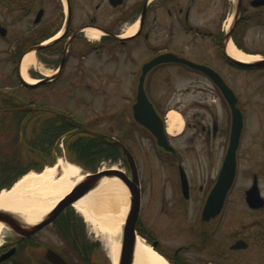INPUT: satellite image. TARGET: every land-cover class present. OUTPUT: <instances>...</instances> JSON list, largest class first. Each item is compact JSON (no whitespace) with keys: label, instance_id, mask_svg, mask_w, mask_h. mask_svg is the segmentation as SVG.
I'll return each instance as SVG.
<instances>
[{"label":"flooded vegetation","instance_id":"flooded-vegetation-1","mask_svg":"<svg viewBox=\"0 0 264 264\" xmlns=\"http://www.w3.org/2000/svg\"><path fill=\"white\" fill-rule=\"evenodd\" d=\"M259 1L0 0V61L9 64L5 75L16 76L22 88L31 87L21 79V63L26 53L35 48V64H30L26 70L30 77L37 78L34 86L52 85L62 75L71 74L73 79L69 84L104 95L99 114L93 112L87 116L76 111L77 106L91 110V100L88 101L82 94L81 97L76 96V105L73 104L76 107L72 108L51 102L32 104L25 100L22 101L24 104L16 106L35 108L18 112L26 130L19 142H32L34 148L24 146L25 155L27 151L33 161L31 157L27 163L19 159V163L14 164V172L22 171L27 166L38 168L51 162L62 154L57 148L62 142L64 158L78 165L84 176L100 170H114L121 174L125 185L129 184L136 193L134 200L139 207L136 233L154 245L155 250L172 264H264V195L259 186L264 167L252 163L249 168L250 183L243 189L244 199L239 200L247 214L239 213L238 209H233L235 213L227 214L228 203L232 201L225 198L217 214L203 216L207 196L217 180L229 148L231 114L229 118L220 120L213 112L207 118L205 114L198 118L199 113H192L187 116L181 132L170 134L166 123V110L169 109L160 108L152 97L160 90L163 79L203 77L211 82L210 88L199 86L194 90L202 93L218 91L221 101L223 96L217 85L206 73L187 65V60L212 68L223 79L221 71L214 64L218 59L226 67L239 70V65L230 59L225 50L226 43L230 39L233 41L239 20L232 29L229 26L230 29L224 30V16L232 14L240 18H258L264 15V2L257 3ZM195 14L213 16L206 22L198 20ZM258 21L264 23V18L259 17ZM134 24H137V30L128 36L127 31ZM92 30L96 31L97 37ZM156 59L155 63L150 64ZM121 76L128 78L125 92L130 96H122L119 109L118 106L110 108L107 89H96L88 80L106 77L118 79ZM140 82L161 120L166 147L159 144L149 127L134 118L133 107ZM166 84V87H162L165 93L172 87ZM184 89L187 92L189 88ZM6 94L2 93L4 98L11 99L10 94ZM194 105L206 106L199 101H195ZM13 108L15 106L0 104V112H7V115H13ZM111 109L120 111L122 116L121 131L117 136L101 128L104 125L108 128L112 126V123L106 122V119H110ZM59 113L66 117H60ZM12 121L0 115L1 125ZM31 126H35L33 133ZM245 129L244 120L235 152L233 184L245 147ZM88 130L99 132L101 136ZM155 130L160 132L159 129ZM4 132L8 134L11 131ZM4 132L2 137L6 136ZM7 153L8 157L13 154L12 150ZM214 158L220 160L214 176L199 175L200 170L206 169L207 161ZM7 182L5 174L0 176L1 185ZM254 184L262 199L258 206H250L245 199V191ZM147 193L150 195L149 203L153 200L158 215L152 223L144 215ZM70 207V204L64 205L50 224L28 237L6 232L8 235H4L1 242L0 257L7 252L10 254L0 264H54L47 257L48 250H53L69 264H76L80 258L78 242L74 244L72 237L70 250V235L64 228ZM46 226L53 228L55 246L37 237L38 232ZM180 236L187 240L173 244L172 240ZM66 249L74 256L67 254Z\"/></svg>","mask_w":264,"mask_h":264},{"label":"rangeland","instance_id":"rangeland-1","mask_svg":"<svg viewBox=\"0 0 264 264\" xmlns=\"http://www.w3.org/2000/svg\"><path fill=\"white\" fill-rule=\"evenodd\" d=\"M196 18L201 21L209 22L212 18V14H195ZM264 18V15L258 16V18ZM240 18V17H239ZM258 18H240L237 27L234 30L235 38H239L240 40V48L239 50L258 56L259 58H263L262 55L264 54V23L258 21ZM233 21V15H225L224 16V30H227L231 22ZM229 29V28H228ZM235 45L237 42H234ZM239 46V45H238ZM215 66L221 71L224 80L233 88V90L239 95L240 103L239 107L240 110L244 113V119L246 122V129L244 131V145L241 159L239 162L238 170H237V178L235 183L228 191L226 198L231 200L232 202L228 203V212H233V209H238L239 213L247 214V210L244 207H241L239 200L244 199V190L248 184L250 183V173L249 168L252 166V163H257L260 167H264V70H250L248 68L234 70L232 68L226 67L222 60L218 59L214 62ZM9 64L3 63L0 61V95L3 90H8V93L12 95V92L15 93V98L19 99L20 101L16 100H4L0 99V104L2 106H18L21 105V101L32 102V104H39L42 102H51L56 103L68 107H76V96L81 97L83 95L85 99L88 101L91 100L92 106L90 107L91 110H86L84 106H77L76 111L81 113L82 115H88L89 113L99 114L100 111V103L104 97L103 94H93L86 89L76 88L69 84L70 80L73 79L71 74H64L58 81H56L52 85H44L40 84L37 86H31L27 88H22L19 85V80L16 76L10 75L7 76L6 71L8 70ZM113 69V68H112ZM92 77V76H91ZM122 77V76H121ZM163 85H159L161 88L159 91L154 93L152 96L154 100L160 104V108L163 110L166 109H176L178 112L181 113L183 117V128L185 127L187 116H191L193 114H197L198 118H201V114H205L206 118L210 112L216 114L217 118L222 120L223 118H229L230 112L226 108L227 104L225 100L222 98L221 101L219 99V93L217 92H200L195 91L199 86H203L206 88H210L211 82L203 77L201 78H181L175 77L173 79H163ZM96 89H107V101L110 108L118 106V104L122 103V96H130V93H126V87L128 85V78L126 76L122 78H104V79H97V78H90L88 80ZM162 81V80H160ZM168 83L171 87V90L165 93L162 90V87H166ZM185 87L189 89L187 92L185 91ZM12 91V92H11ZM71 91L73 93L71 94ZM195 91V92H194ZM11 92V93H10ZM19 93V94H18ZM6 94V95H8ZM4 98V95L1 96ZM22 97V98H18ZM12 98V97H11ZM8 99V98H7ZM213 99V100H212ZM155 101V102H156ZM180 101V103H177ZM199 101L200 103L206 104V106H195L194 102ZM223 102V103H222ZM75 104V105H73ZM129 105L128 103H125ZM225 106H224V105ZM124 105V104H123ZM72 108V107H71ZM94 109V110H92ZM116 109V108H115ZM119 109V106H118ZM168 110V111H169ZM166 110V113H168ZM124 113V110L122 111ZM5 113V114H4ZM19 113H23L19 111ZM7 112H0L1 118L4 115L7 119H13L12 122L8 124H0V174L1 175H10L11 171H15L16 166L14 165L19 163V159H23V161L30 159L31 162L33 161V157L30 156L26 151V155L24 153V146H29L34 148V144L32 142L21 143L19 142L23 139V136L26 134L25 130V123H21L20 119L22 116L21 114L12 113L13 115H7ZM110 119H106L107 123H112L110 128L106 127V125L101 126L103 129H107L111 131L112 135H119L121 131V123L120 119L122 118L121 112L116 111L114 109L110 110ZM17 121H16V120ZM101 124V123H99ZM104 124V123H103ZM102 125V124H101ZM35 126H31V133H33ZM2 130H10V133L4 132L6 136L2 137L3 132ZM21 133V135H20ZM172 134H176L175 132ZM28 135V131H27ZM12 136V138H11ZM185 136L187 137V129L185 131ZM20 139V140H19ZM37 144V143H36ZM77 146V145H76ZM79 147V146H78ZM57 148L62 151L64 146H61V142L57 145ZM82 150V148L80 147ZM12 150L13 154L8 157V151ZM219 153V152H218ZM25 155V156H24ZM60 157V155H58ZM57 157V158H58ZM56 160V158H55ZM54 160V163L56 162ZM219 161L217 158L213 160H208L206 164V169L198 173L199 175H207L210 177L214 176L215 168L218 167ZM24 163V164H26ZM51 166L52 164H47ZM46 166H44L41 170H43ZM79 167V166H78ZM6 169V170H5ZM80 169V167H79ZM9 172V173H8ZM262 194L264 195V173L262 172L261 181L259 183ZM150 195L145 197L146 205L144 208V215L148 219L149 222H153L157 218V212L154 207L153 200L149 203ZM235 205H238L235 207ZM129 206V205H128ZM124 204H121V201L117 203L113 208L104 211L99 215L97 221L93 223L86 222L84 217L78 213L73 207H70V212L66 215L75 218L81 219L84 224V240L88 242V244H93L94 242H98L99 246L94 250V264H111L110 260V251L113 249L114 246L119 245V248L122 243L123 239V227L125 218L124 213ZM245 209V210H244ZM72 212V214H71ZM122 218H124L123 224ZM64 219V217H63ZM98 220L102 221H112V220H119L114 227L110 226H103ZM68 223V221H66ZM70 223V222H69ZM68 223H64V228L67 233H69L70 237L68 238L70 242V250H71V241L72 237H74V244L79 241V233L73 232L71 227ZM53 228L51 226H46L42 231L38 232V238L43 240L45 243L52 244L55 246L56 242L53 240ZM3 240V239H2ZM187 239L183 236L175 238L172 240L173 244H178L181 242L186 241ZM60 249V248H58ZM67 250V254L71 257L74 254L71 251ZM121 250V249H120ZM65 253V251L63 250ZM66 254V253H65ZM80 257V255H78ZM75 259V258H73ZM76 264H88L87 262H83L81 257L77 259Z\"/></svg>","mask_w":264,"mask_h":264},{"label":"bare ground","instance_id":"bare-ground-1","mask_svg":"<svg viewBox=\"0 0 264 264\" xmlns=\"http://www.w3.org/2000/svg\"><path fill=\"white\" fill-rule=\"evenodd\" d=\"M137 30L134 24L127 35H133ZM95 32V30H92ZM93 35H95L93 33ZM97 37V33L96 36ZM226 53L242 62H254L259 60L258 56L239 50L232 41H228L225 47ZM30 64H35L34 52L26 53L21 63V75L28 83H35L36 79L27 74ZM167 131L179 133L183 128V117L176 109H170L166 115ZM83 178L78 166L59 158L52 166H46L43 170H33L23 174L9 188L0 190V209L19 214V220L27 225H34L55 206V204L66 196L73 186ZM121 201L124 204V217L129 210L130 193L127 186L117 177L104 176L95 188L91 189L81 198L75 200L72 207L80 213L86 222L97 221L99 215L113 208ZM103 226L114 227L119 220L102 221ZM122 218L121 224H123ZM16 234L0 222V243L7 233ZM121 246H114L110 251L111 264H118ZM131 264H170L166 258L160 255L142 237L137 235L135 239L133 257Z\"/></svg>","mask_w":264,"mask_h":264},{"label":"water","instance_id":"water-1","mask_svg":"<svg viewBox=\"0 0 264 264\" xmlns=\"http://www.w3.org/2000/svg\"><path fill=\"white\" fill-rule=\"evenodd\" d=\"M264 0H260L257 3H262ZM237 21V15L234 16L233 25ZM229 37V34H228ZM233 61L238 62L242 65H248V66H262L264 65V60L262 61H255V62H242L239 60H236L232 57H230ZM158 59L152 61L150 64L155 63ZM187 65L199 69L203 72H206L213 80L214 82L219 86L221 89L224 97L228 101L230 108H231V115H232V131H231V138L229 143V148L227 151V154L224 158L222 167L219 171L217 180L210 190L207 201L204 206L203 210V216H210L217 214L226 198L227 192L230 189L236 172V156L235 152L237 149L239 137L241 134V128H242V114L241 111L235 106L236 104V97L234 96L232 90L224 83L222 78L213 71L211 68L200 65L197 63H193L191 61L187 60ZM141 81V80H140ZM28 107H23L19 109H15L13 111H22L27 110ZM33 109V108H32ZM134 110V117L137 121L144 124L145 126L149 127L153 133L157 136L158 142L160 145H163L166 147V141H165V135L161 128V120L157 116L155 110L153 109L151 103L148 101L144 91L142 90V84L139 83V91L137 94V99L133 107ZM59 116H62L59 114ZM159 129V131L155 130ZM88 132H91L94 135L101 136V133L96 131L88 130ZM118 145L121 146L120 143ZM124 148V147H123ZM126 151V149L124 148ZM127 152V151H126ZM129 161L132 163V159L129 158ZM132 167V165H131ZM117 177L119 178L123 183L122 176L119 172H116L114 170H104L101 172H98L96 174H90L85 175L83 178L77 182L71 191L64 197H62L55 206L40 220L34 225H27L21 220H19V214L5 211L0 209V222L3 224L4 227H6L7 231L10 229L13 230L17 235H20L21 237H27L41 229L46 224L50 223L55 216L59 213L61 208L64 205L73 203L75 200L81 198L86 193H88L91 189L95 188V186L98 184V182L104 177ZM125 184V183H124ZM129 193H130V202H129V210L127 212L124 227H123V239L121 243V252H120V258L118 261V264H131L132 263V257H133V249L135 244V223L138 215L139 207L135 203L134 195L136 194L134 190L131 188L129 184L126 185ZM245 199L247 200L248 204L250 206H258L262 202L261 196L259 194L257 186L254 184L250 188H248L245 191ZM259 201V202H258ZM154 247V245H152ZM10 254L7 253L5 256H2L0 260L6 258ZM48 259L53 262L54 264H68L63 258H61L57 253H55L52 250H48L47 253ZM91 264H94V256L91 257Z\"/></svg>","mask_w":264,"mask_h":264},{"label":"trees","instance_id":"trees-1","mask_svg":"<svg viewBox=\"0 0 264 264\" xmlns=\"http://www.w3.org/2000/svg\"><path fill=\"white\" fill-rule=\"evenodd\" d=\"M234 40L237 42V44L240 46V40L239 38H235L234 37ZM29 168H25L24 170L22 171H19V172H14V171H11L10 173L12 174L9 178V182L7 183V186L10 185V183L12 181H14L15 179H17V177H19L21 174L25 173L26 171H28ZM6 170V169H5ZM9 173V172H8ZM4 186L0 185V188H2ZM72 214V212H71ZM66 221H68L70 227H71V230L73 232H77L79 233V241H78V247H79V255L80 257L83 259L84 262H87L89 264L90 262V257H91V254H93L94 250L99 246V243L98 242H94L93 244H88V242H86L84 240V224L82 222L81 219H78L75 218V216L73 215V217L67 219ZM66 223V222H64Z\"/></svg>","mask_w":264,"mask_h":264}]
</instances>
